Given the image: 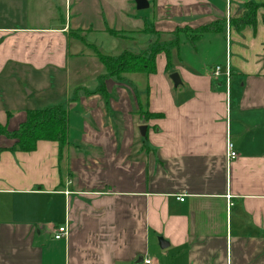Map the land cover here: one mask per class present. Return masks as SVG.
<instances>
[{"label": "crops", "instance_id": "obj_1", "mask_svg": "<svg viewBox=\"0 0 264 264\" xmlns=\"http://www.w3.org/2000/svg\"><path fill=\"white\" fill-rule=\"evenodd\" d=\"M47 1L0 0V123L15 129L34 108L18 78L69 80L35 107L63 104L64 146L8 150L14 140L0 137V264H264V0ZM248 2L254 19L239 27ZM12 6L23 22H10ZM178 27L189 30L168 68L158 52L143 91L105 77L103 100L94 48L147 52Z\"/></svg>", "mask_w": 264, "mask_h": 264}, {"label": "trees", "instance_id": "obj_2", "mask_svg": "<svg viewBox=\"0 0 264 264\" xmlns=\"http://www.w3.org/2000/svg\"><path fill=\"white\" fill-rule=\"evenodd\" d=\"M257 7L256 3L248 2L246 4V12L243 18L237 21L239 27L250 23L254 19V11ZM187 27H178L174 31V38L165 43H158L150 46L149 51L141 53H133L124 50L117 55H108L94 48V54L98 61L102 64L105 73L99 76L96 91L100 93L103 100H106L107 92L104 85L105 77H112L122 80L125 74L142 73L150 74L155 72V56L158 52L164 51L167 64L169 67L170 51L174 47H178V34L180 32H188ZM117 31H112L116 33ZM200 34L191 35V38ZM25 119L19 123L18 127L9 130L5 125L0 123V135L13 139V144L8 150L29 152L35 149L38 140L57 141L60 147L64 146L67 136V113L62 103L42 108H33L26 110ZM11 114L7 112L9 117ZM145 117H151L150 113H145ZM156 116H160L156 114ZM2 148H0L1 150Z\"/></svg>", "mask_w": 264, "mask_h": 264}, {"label": "rangeland", "instance_id": "obj_3", "mask_svg": "<svg viewBox=\"0 0 264 264\" xmlns=\"http://www.w3.org/2000/svg\"><path fill=\"white\" fill-rule=\"evenodd\" d=\"M49 3V0L47 1ZM19 5V4H18ZM23 6V5H22ZM24 7V6H23ZM11 9L15 8V10H11V17L13 18V20H10V22H14V23H21L24 20L21 18V16L26 12H22L23 8H21L20 11L16 10V6L15 7H9ZM79 35V34H78ZM133 45L136 46V41H131V40H127L122 42V45ZM141 52V51H140ZM213 62V61H212ZM45 74H43V72H34L31 73L32 74V80L33 81H28L25 78H18L17 81L15 82V84H17L21 91L24 92L27 96L25 97V99L29 102H31L33 104L32 107H39L42 104H46L49 103L48 100L50 97L57 95L56 93L59 92V94L61 92H66L67 89L65 90L66 87V83L69 81L67 80V78L65 77V75H61V74H56L54 71H45ZM127 77V79H133V81H131V83L133 84L134 90L136 89V91H143L145 89V76L146 74H141L138 76L132 75V74H125ZM135 77V79H134ZM87 82H91V80L87 81ZM68 88V87H67ZM28 92H31V94H28ZM65 94L63 93L62 96H64ZM74 111H70L69 112V124L70 127L72 124H74L76 122L77 119V115L73 114ZM6 137L4 135H0V137ZM7 138V137H6Z\"/></svg>", "mask_w": 264, "mask_h": 264}, {"label": "built area", "instance_id": "obj_4", "mask_svg": "<svg viewBox=\"0 0 264 264\" xmlns=\"http://www.w3.org/2000/svg\"><path fill=\"white\" fill-rule=\"evenodd\" d=\"M225 70V86L227 88L228 85V79L230 76V65L228 63V59H226L225 61V66H224ZM221 72V66L220 65H215L212 73L215 77L219 76ZM237 155L236 151L233 149V144L231 143V141L229 139H227L226 141V156L228 158V160L234 158ZM64 193H68L67 191H65ZM177 199H179L180 201H183L184 197L183 196H178ZM68 234V226L66 223H61L59 225H57L54 229L53 232V238L54 239H61V238H65ZM146 263L149 262L148 259L145 260Z\"/></svg>", "mask_w": 264, "mask_h": 264}, {"label": "water", "instance_id": "obj_5", "mask_svg": "<svg viewBox=\"0 0 264 264\" xmlns=\"http://www.w3.org/2000/svg\"><path fill=\"white\" fill-rule=\"evenodd\" d=\"M134 3H135V7H136L137 10L146 9L148 7V5H149L147 0H134ZM169 78L172 81L174 86H177L178 84H180V78H179V76H178V74L176 72L171 73L169 75ZM138 130H139L140 135L145 136L146 125H144V124L140 125L138 127ZM158 241H159V246L161 248L166 247L167 244H168L166 242V240H164L162 237H159Z\"/></svg>", "mask_w": 264, "mask_h": 264}]
</instances>
